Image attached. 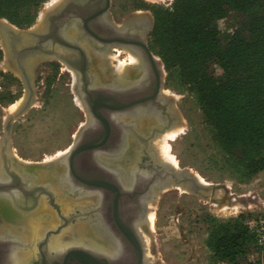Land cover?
I'll return each mask as SVG.
<instances>
[{"label": "water", "instance_id": "95a60500", "mask_svg": "<svg viewBox=\"0 0 264 264\" xmlns=\"http://www.w3.org/2000/svg\"><path fill=\"white\" fill-rule=\"evenodd\" d=\"M110 7L111 0H65L46 15L45 21L29 29H19L6 19H0V47L5 62L11 72L20 76L26 90L22 104L5 123L0 150V213L8 214L14 196L27 194L29 189L64 193L78 181L80 188L117 191V187L108 182L122 175L116 165L131 155L139 157L141 154L152 161L154 171L142 170L131 178L143 181L149 178L148 187L152 190L182 187L211 203L219 190L228 193L226 186L203 184L193 173L158 161L150 151V141L180 121L176 109L170 111L166 121L167 112L161 113L158 107V100L164 101L165 69L147 43V34L151 33L154 22L148 14H134L118 28L110 18ZM144 19L150 21L149 30L139 40H133V27ZM85 46L97 57L113 46L127 47L139 59V76L127 83L114 80L117 87L114 90L94 85L90 55ZM52 60L63 62L78 74L76 91L89 120L64 157L53 163H34L30 170L22 169L11 154L12 126L33 106L36 70ZM131 145L137 147V154L129 153ZM119 160L121 163L117 162ZM109 172L113 175L109 176ZM36 207L19 205L27 214L34 213ZM0 217L3 218L1 214Z\"/></svg>", "mask_w": 264, "mask_h": 264}, {"label": "rangeland", "instance_id": "374dc122", "mask_svg": "<svg viewBox=\"0 0 264 264\" xmlns=\"http://www.w3.org/2000/svg\"><path fill=\"white\" fill-rule=\"evenodd\" d=\"M51 1L42 5L37 20L31 27L39 22ZM173 2L174 0H111L109 15L111 20L119 23L133 12H145L154 22L152 8L169 9ZM237 17L232 14L228 19L218 22L222 33L233 31L238 24ZM153 54L159 58L154 52ZM120 58L124 60L128 55L122 53ZM52 65L57 64L45 62L36 70L33 106L13 123L11 130V154L18 164L27 167L29 163L53 162L61 153L70 150L76 133L87 121L79 96L74 93L73 78L68 69L65 65L58 64L59 68H53ZM211 69L217 77L222 74L221 68L215 63H212ZM0 71L3 73L0 77L3 85V91L0 92L1 150L5 123L20 107L26 90L20 76L9 71L4 52ZM163 91L171 98L181 122V125H176L181 128L179 133L167 140L169 153L175 161V166H171L193 173L202 183L224 185L228 193L223 189L219 190L215 201L211 203L182 187L160 192V196L151 201L153 207L148 212L153 214V227L148 229L146 225L147 228L142 231L147 256L154 263L158 258L161 264H223L212 258L206 246L209 226L204 218L212 215L219 220L228 221L241 214L250 215L254 219L264 216V173L251 180L238 178L214 141L211 129L188 87L175 79H169L166 69ZM256 261L264 264V248L252 251L249 258L242 260L240 264Z\"/></svg>", "mask_w": 264, "mask_h": 264}, {"label": "trees", "instance_id": "16d2710c", "mask_svg": "<svg viewBox=\"0 0 264 264\" xmlns=\"http://www.w3.org/2000/svg\"><path fill=\"white\" fill-rule=\"evenodd\" d=\"M47 1L0 0V19L28 29ZM152 12L149 47L162 60L169 79L188 87L239 179L264 173V0H174L171 8L154 7ZM232 14L238 24L224 34L218 22ZM212 63L221 68L219 77ZM253 219L241 214L222 221L206 215L205 243L212 258L240 264L259 251L250 232Z\"/></svg>", "mask_w": 264, "mask_h": 264}, {"label": "flooded vegetation", "instance_id": "af4514ba", "mask_svg": "<svg viewBox=\"0 0 264 264\" xmlns=\"http://www.w3.org/2000/svg\"><path fill=\"white\" fill-rule=\"evenodd\" d=\"M64 1L61 3L63 4ZM61 3L48 9L46 7L45 14L39 18V23L45 21L46 15L59 8ZM134 14L148 13L133 12L119 23L112 21L118 28H121L125 19ZM149 27V19L136 23L132 31L133 40H139L141 35L149 30ZM149 35L150 33L147 34V43ZM85 48L90 55L94 85H104V88L114 90L117 89L113 83L114 80L127 83L139 76L141 70L139 59L137 58L136 65L130 63V55H135L127 47L113 46L101 57L96 56L98 62L96 66L92 60L95 52L86 46ZM122 53L128 55V58L121 59ZM47 62L57 64L52 65L53 68H59L58 64L66 66L73 78L74 93L79 95V92L76 91L78 74L59 60ZM121 62H129L127 73L130 76L126 81L117 75L116 67ZM72 72L77 74V84L74 82ZM95 73L97 77H100V81L95 80ZM162 95L164 101L158 100V107L161 109V113L167 112V117L164 118L168 121L170 111L175 108L171 98L165 95L163 90ZM82 110L87 114L88 121L89 115L85 107ZM87 121L81 125L80 129L85 126ZM176 125H181V122L179 121L172 127ZM158 135L160 133L156 136ZM154 138L150 141V149ZM133 152L136 151L130 150L131 154H134ZM127 160L129 162H125ZM125 161L116 166L119 170L126 171L130 175L125 178L121 171L122 175L114 176L108 180L110 184L117 187V191L80 188L77 181L75 187L67 189L68 192L64 193L62 190L54 193L47 189L41 191L29 189L27 194L15 195L10 203L11 209L8 214L0 213L7 224L16 229L14 234L9 232L8 236H0V264H15L6 256L11 251L22 253L17 264H161L158 258L154 263L147 256L146 240L141 230L146 228L149 204L155 198L154 193L158 191L148 187L149 178L145 181L131 178L133 174L142 170L153 172L155 167L152 161L142 154L139 157L131 155ZM42 162L49 163L48 161ZM111 162L109 161V163ZM117 162L121 163L120 160ZM29 164L35 165L34 163ZM108 174L109 176L113 175L111 172ZM19 205L29 208L37 207L34 213L27 214L19 209ZM23 231L26 234L23 235ZM81 236L84 240L79 242L78 239ZM54 237L62 241L63 244H67L64 250L59 251L51 248L50 243L55 239Z\"/></svg>", "mask_w": 264, "mask_h": 264}, {"label": "bare ground", "instance_id": "6f19581e", "mask_svg": "<svg viewBox=\"0 0 264 264\" xmlns=\"http://www.w3.org/2000/svg\"><path fill=\"white\" fill-rule=\"evenodd\" d=\"M63 0H52L50 3H48L47 4V8L46 9H48V8H51V7H54V6H58L61 2H62ZM62 4V3H61ZM45 12V11H44ZM42 13V17H43V15L45 14V13ZM92 55H93V53H92ZM131 56V60H130V63H133V64H137L138 63V59H137V57H135V56H133V55H130ZM92 60H93V63H94V66H96V65H98V62H97V58H96V56L95 55H93L92 56ZM129 68V62H121V63H119L118 64V66H117V75L121 78V79H123L124 81H126V79L127 78H129V76H130V74L129 73H127L128 71H127V69ZM73 73V76H74V79H75V81L77 82V74L75 73V72H72ZM105 75V74H104ZM95 80H99L100 81V77H97V74L95 73ZM74 81V82H75ZM101 81H102V78H101ZM77 84V83H76ZM97 84V83H96ZM80 95V94H79ZM78 95V96H79ZM81 97V96H80ZM80 97H79V101H80V103H82V99H80ZM78 102V101H77ZM22 104V103H21ZM82 105H84V103H82ZM83 107H85V106H83ZM86 110V109H85ZM181 130V128L180 127H177V126H174V127H172L171 129H169V130H167L166 132H163V134L162 133H160V135H158V136H156V138H154L155 140L153 141V143H152V145H151V152H153L154 154V156L156 157V159L159 161L160 160V162H162V163H165V164H168V165H174L175 166V161H174V158H172V156L170 155V153H169V145H168V142H167V140H169V139H172L173 137H175L178 133H179V131ZM78 135V134H77ZM77 138V137H76ZM72 146V145H71ZM133 146L131 145L130 146V150H132V149H134V151H136V152H133L134 154L136 153L137 154V152H138V149H137V147L135 148V147H133ZM71 148V147H70ZM130 150H128L129 151V153H130ZM69 152V150H67L66 152H64V153H61L58 157H56L57 159L55 160V161H58L59 159H61L62 157H64L67 153ZM13 159H14V161H15V163H16V165H18V167H20V168H22V169H33L34 167H32L33 165H31V164H29L28 166L29 167H27V166H24V165H21V164H18V162H16V160L17 159H15L14 157H13ZM20 161V160H19ZM55 161H53V162H55ZM53 162H50V163H53ZM25 163V162H24ZM23 164V163H22ZM173 167V166H172ZM123 173H124V177L126 178L128 175H130V173H126V171H122ZM124 179V178H123ZM200 181V180H199ZM201 182V181H200ZM202 183V182H201ZM203 184H206V183H203ZM181 188V187H180ZM171 189V188H170ZM183 189H185V188H183ZM167 190H169V189H167ZM186 190V189H185ZM158 191V190H157ZM166 190H164V192H165ZM160 192H162V191H158V192H155L154 194H155V198H158L159 196H160ZM150 207L149 208H151V207H153V204H151V202H150ZM150 214V215H149ZM148 215V223L146 224L147 225V227H148V229L149 228H151L152 229V227H153V214L152 213H149ZM146 227V228H147ZM141 229V228H140ZM28 230H29V228H28ZM27 230V231H28ZM142 231H145V228H142L141 229ZM15 231H16V229H14V228H11L10 226H9V224H7V222L4 220V218H1L0 217V236L1 235H6L7 233H9V232H11V234H14L15 233ZM149 231V230H148ZM25 231H23V235L24 234H26V233H24ZM146 234V233H145ZM9 235V234H8ZM15 236V235H14ZM83 236H81V238L80 239H78L79 240V242L82 240H84V238H82ZM55 238V237H54ZM81 241V242H82ZM51 244V248H53L54 250H59V251H62V250H64L65 249V245H67V244H63V242L62 241H60L58 238L56 239H54L53 241H52V243H50ZM88 244V243H87ZM7 259L8 260H10V261H13V263H15V264H17L18 263V261H19V258L22 256V253L21 252H14V251H11L9 254L7 253ZM156 259V258H155Z\"/></svg>", "mask_w": 264, "mask_h": 264}, {"label": "built area", "instance_id": "2783aa9c", "mask_svg": "<svg viewBox=\"0 0 264 264\" xmlns=\"http://www.w3.org/2000/svg\"><path fill=\"white\" fill-rule=\"evenodd\" d=\"M3 91V85L0 83V92ZM250 232L254 235L258 248H264V216L250 221Z\"/></svg>", "mask_w": 264, "mask_h": 264}]
</instances>
